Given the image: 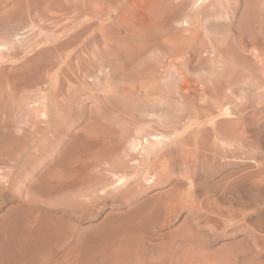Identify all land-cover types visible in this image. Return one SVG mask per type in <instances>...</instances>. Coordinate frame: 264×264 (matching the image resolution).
Listing matches in <instances>:
<instances>
[{
	"label": "rangeland",
	"instance_id": "1",
	"mask_svg": "<svg viewBox=\"0 0 264 264\" xmlns=\"http://www.w3.org/2000/svg\"><path fill=\"white\" fill-rule=\"evenodd\" d=\"M257 235L264 0H0V264H264Z\"/></svg>",
	"mask_w": 264,
	"mask_h": 264
},
{
	"label": "bare ground",
	"instance_id": "2",
	"mask_svg": "<svg viewBox=\"0 0 264 264\" xmlns=\"http://www.w3.org/2000/svg\"><path fill=\"white\" fill-rule=\"evenodd\" d=\"M164 172H166V171H164ZM165 174V173H164ZM162 176H163V173H162ZM153 177V176H152ZM172 177V176H171ZM165 180V179H164ZM163 182V181H162ZM186 182V181H185ZM179 183V182H178ZM120 184V183H119ZM180 184H181V182H180ZM184 184V183H183ZM169 189V188H168ZM173 189V188H172ZM185 189V188H184ZM183 189V194H184V197H185V199H188L190 196H191V191H190V189L189 188H186L185 190ZM167 190V189H166ZM169 191V190H168ZM166 192V191H165ZM195 193H193V195H194ZM168 197V196H167ZM109 198V197H108ZM171 199V198H170ZM169 199V200H170ZM183 199V198H182ZM198 199V198H197ZM168 200V201H169ZM196 200V199H195ZM150 201V200H149ZM195 202V201H194ZM154 203V202H153ZM160 203V202H159ZM158 203V204H159ZM150 204V203H149ZM187 204V203H186ZM160 205H161V203H160ZM159 206V205H158ZM144 208V207H143ZM142 208V210H144ZM141 209V208H140ZM146 209H148L149 210V208H146ZM151 210V209H150ZM147 214L149 213V212H146ZM143 214H144V212H143ZM146 214V215H147ZM153 217H154V219H157V217L159 216V214H160V208L159 207H154L153 208ZM171 214V213H170ZM213 215V214H212ZM152 217V216H151ZM149 219V218H148ZM160 220V219H159ZM148 221H150L151 222V220L149 219ZM153 221V220H152ZM159 222V221H158ZM151 224V223H150ZM147 225V224H146ZM43 231H44V229H43V227L41 226V224L40 223H36L35 222V225H34V230H33V232L36 234L35 236H37L38 234H41V233H43ZM188 231V230H187ZM186 233V232H185ZM185 233H183V236L185 235ZM191 233V232H190ZM171 234V233H170ZM189 235V234H188ZM191 235V234H190ZM263 235V234H262ZM258 236V235H257ZM171 238H173V237H171ZM193 238V237H192ZM195 238V237H194ZM258 238H259V236H258ZM175 238H173V240H174ZM176 240V239H175ZM174 240V241H175ZM184 240V239H183ZM259 240H262V242L264 243V237L263 236H261L260 235V238H259ZM158 247H159V249H161V250H163V249H165V250H168V249H171V247H172V244H170V243H167V244H165L164 242L162 243L161 242V244H159L158 245ZM175 248V247H174ZM167 252V251H166ZM164 253V252H163ZM162 254V253H161ZM160 256V255H159ZM222 256H224V255H222ZM143 258V257H142ZM161 258H162V256H161ZM164 258V257H163ZM189 256L186 254V253H181L180 255H178V257H177V259L174 261V264H191V260H189ZM219 258V257H218ZM225 258V257H224ZM220 259V258H219ZM224 260V259H223ZM222 260V261H223ZM225 260H227L226 258H225ZM224 260V261H225ZM161 261V260H160ZM160 261H156V263L155 264H160ZM220 261H221V259H220ZM223 261V262H224ZM222 262V263H223ZM88 263V262H87ZM215 263V262H214ZM220 264V263H219Z\"/></svg>",
	"mask_w": 264,
	"mask_h": 264
}]
</instances>
